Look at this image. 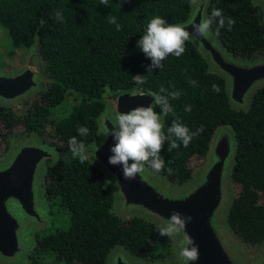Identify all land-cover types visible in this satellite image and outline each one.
<instances>
[{"label":"trees","instance_id":"obj_1","mask_svg":"<svg viewBox=\"0 0 264 264\" xmlns=\"http://www.w3.org/2000/svg\"><path fill=\"white\" fill-rule=\"evenodd\" d=\"M192 2L109 0L104 5L101 0H0V26L13 49H28L38 35L45 83V91L27 103L0 106L1 155L8 151L12 137L31 133L61 154L44 179L53 227L36 233L31 264H106L108 254L118 246L146 262L170 254L171 239L160 236L156 225L140 218L124 221L112 213L113 197L100 171L87 160L74 158L69 150L71 137L83 141L85 147L96 140V119L104 108L106 87L114 95L146 92L152 96L161 86L181 93L178 99L169 100L174 115L165 116V134L174 119L190 131L201 127L203 131L187 148L181 144L169 152L165 142L160 152L165 169L160 172L176 185L190 179L191 161L204 160L215 130L232 127L238 151L227 223L242 244L255 247L264 242V87L255 93L248 111H235L230 108L224 81L208 71L206 60L190 41L179 58L168 56L162 68L151 73L147 71L151 60L144 53L123 56L137 44L153 16L169 24L181 23L188 18ZM213 8L235 21L230 31L226 24L217 37L226 50L243 60L264 57L259 7L251 0H211L208 15ZM57 12L62 19H57ZM109 16L116 17L120 31L108 23ZM136 75L145 76V82L134 83ZM190 79L197 86H191ZM213 84L219 92L212 90ZM72 92L77 93L79 103L56 118L53 111ZM187 105L191 111H185ZM152 107L160 113L159 106L153 103ZM80 126L88 128L86 137L77 134Z\"/></svg>","mask_w":264,"mask_h":264},{"label":"water","instance_id":"obj_2","mask_svg":"<svg viewBox=\"0 0 264 264\" xmlns=\"http://www.w3.org/2000/svg\"><path fill=\"white\" fill-rule=\"evenodd\" d=\"M251 1L261 9L264 27V0ZM210 2H192L188 18L178 24L192 33V24H198L208 15ZM189 41L206 60L208 71L224 81L230 108L248 111L253 96L264 87V57L237 58L214 34ZM142 53L136 44L123 56ZM41 63L36 35L20 68H0L1 107L20 106L45 91ZM102 99L104 108L96 119L98 135L85 147V153L86 160L102 174L104 187L113 197L112 213L124 221L144 219L158 228L166 224L173 210L191 216L186 231L199 246L200 253L195 262L181 257L184 236L177 234L170 237L171 254L157 262L138 259L118 246L108 254L106 264H264V242L255 247L242 244L227 223L235 194L232 173L238 151L237 135L232 127L223 125L215 130L204 162L185 184L176 185L147 166L134 179L126 180L119 165L108 163L109 149L114 144L109 131L116 126L120 113L138 106L152 107L154 100L146 92L114 95L108 87ZM161 122L165 125V116H161ZM60 159L58 149L35 133L10 139L8 151L0 158V264H30V255L37 246L34 233L52 226L44 179Z\"/></svg>","mask_w":264,"mask_h":264},{"label":"clouds","instance_id":"obj_3","mask_svg":"<svg viewBox=\"0 0 264 264\" xmlns=\"http://www.w3.org/2000/svg\"><path fill=\"white\" fill-rule=\"evenodd\" d=\"M109 0H101V3L107 5ZM196 3V0H193ZM57 19H62L59 12L56 13ZM108 23L115 25L116 30H121V25L117 22L115 16H109ZM227 24L230 31L235 21L231 17L225 18L221 9L213 8L211 13L201 19L199 23L192 24V33L186 30L181 24H169L160 16H153L146 25L144 34L137 41V47L144 55L151 60V65L147 68L148 73L153 69H161L162 61L168 56L179 58L185 52V43L190 39H197L204 36L220 35V29ZM215 25V28L213 26ZM136 84H143L145 76L136 75L132 77ZM193 87L197 86L196 81L189 80ZM212 90L219 92V86L212 85ZM181 93L179 91L169 92L163 86L158 93H153L155 105L159 106L160 113H157L153 107L138 106L127 113H120L116 117V126L111 128L109 134L113 139V146L110 147L111 155L108 163L113 166L119 165L126 180H132L138 173L145 170V166L159 172L165 169L164 159L160 152L168 143V151L178 149L181 144L187 148L193 138L198 136L203 127L190 131V129L181 123L179 119H174L171 126L167 128V134L164 131V125L161 122V116L174 115V109L170 105V99H178ZM192 106L187 105L185 111H191ZM77 134L86 137L89 130L86 126H80ZM69 150L74 158H79L81 162L87 159L85 145L83 141H78L76 137H71L68 141ZM167 172L172 175V169ZM192 222V217L183 215L178 211H171L166 224L160 227L158 233L160 236H174L183 234L185 246L180 255L186 261L195 262L199 259V246L194 239L188 235L186 228Z\"/></svg>","mask_w":264,"mask_h":264},{"label":"rangeland","instance_id":"obj_4","mask_svg":"<svg viewBox=\"0 0 264 264\" xmlns=\"http://www.w3.org/2000/svg\"><path fill=\"white\" fill-rule=\"evenodd\" d=\"M27 52H28V49H13L11 46V41L7 35V32L5 31V29H3L0 26V68H6V69H18V68H20L22 66V64L24 63ZM40 75L42 77L41 70H40ZM42 82H43L44 87H45L43 77H42ZM78 103H79V98L77 97V93L72 92V94L67 96V98L53 111L54 116L56 118H61L65 115H67L71 111V108L73 106L77 105ZM103 103H104V100H103ZM4 155H1V149H0V158L3 157ZM203 162H204V160L203 161H197V160L191 161L190 164H191L192 172L195 169H197L198 167H200ZM147 168L155 174L162 175L160 171L156 172L155 170L151 169L148 166H147ZM51 222H52V220H51ZM51 227H53V224ZM47 230L48 229H45L43 231H47ZM43 231L35 232L34 236H36V233L43 232ZM170 254H171V251H170ZM42 262H46V261L42 260Z\"/></svg>","mask_w":264,"mask_h":264},{"label":"flooded vegetation","instance_id":"obj_5","mask_svg":"<svg viewBox=\"0 0 264 264\" xmlns=\"http://www.w3.org/2000/svg\"><path fill=\"white\" fill-rule=\"evenodd\" d=\"M31 264V263H30Z\"/></svg>","mask_w":264,"mask_h":264}]
</instances>
